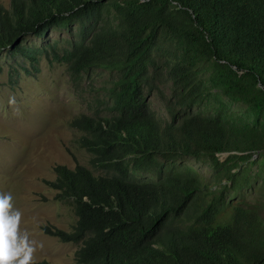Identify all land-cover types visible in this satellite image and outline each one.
Returning <instances> with one entry per match:
<instances>
[{"label": "trees", "instance_id": "obj_1", "mask_svg": "<svg viewBox=\"0 0 264 264\" xmlns=\"http://www.w3.org/2000/svg\"><path fill=\"white\" fill-rule=\"evenodd\" d=\"M73 24L79 37L59 55L68 72L114 76L105 113L68 122L103 173L57 167L51 184L75 221L51 234L77 243V264H264V176L250 200L224 195L251 186L246 163L264 168V157L251 161L264 153V0H10L0 50L28 55L21 37ZM153 90L168 120L151 108ZM211 96L248 114L223 101L193 109Z\"/></svg>", "mask_w": 264, "mask_h": 264}, {"label": "rangeland", "instance_id": "obj_2", "mask_svg": "<svg viewBox=\"0 0 264 264\" xmlns=\"http://www.w3.org/2000/svg\"><path fill=\"white\" fill-rule=\"evenodd\" d=\"M0 3L10 6V0ZM78 37V24H73L71 29H51L44 37H21L19 44L28 49V55L0 50V194L11 193L13 207L22 213L21 232L27 231L29 239L43 245L33 254L32 262L45 259L50 264H77V243L62 241L50 232L69 231L75 221L73 208L56 198L57 190L51 184L58 175L57 167L73 169L82 165L103 173L92 164L91 154L75 144L74 138L80 132L68 122L80 113H105L102 102L108 98L114 73L92 68L72 76L59 55ZM157 84L165 95L169 94L167 78ZM149 99L156 116L168 120L161 95L153 90ZM219 101L226 102L211 96L193 109L209 112ZM226 104L236 113L248 114L245 105ZM225 157L219 155L221 160ZM263 157L264 153L258 152L251 161ZM186 162L205 177L213 173L204 158L190 157ZM245 165L251 186H230L224 194L227 200H250L251 187L260 181L256 173L264 176V168L258 170V163Z\"/></svg>", "mask_w": 264, "mask_h": 264}, {"label": "clouds", "instance_id": "obj_3", "mask_svg": "<svg viewBox=\"0 0 264 264\" xmlns=\"http://www.w3.org/2000/svg\"><path fill=\"white\" fill-rule=\"evenodd\" d=\"M12 200L11 193L0 194V264H32L33 254L43 245L29 239L27 231L21 232L22 213Z\"/></svg>", "mask_w": 264, "mask_h": 264}]
</instances>
